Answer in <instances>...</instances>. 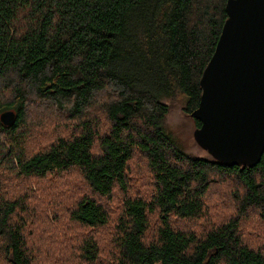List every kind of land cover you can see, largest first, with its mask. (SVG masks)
<instances>
[{"label": "trees", "instance_id": "trees-1", "mask_svg": "<svg viewBox=\"0 0 264 264\" xmlns=\"http://www.w3.org/2000/svg\"><path fill=\"white\" fill-rule=\"evenodd\" d=\"M226 2L0 0V112H15L0 123V264H264V152L221 164L166 125L175 103L189 118L198 107ZM51 107L48 123L73 132L28 150L30 108ZM70 180L83 190L71 206L57 190Z\"/></svg>", "mask_w": 264, "mask_h": 264}, {"label": "water", "instance_id": "water-1", "mask_svg": "<svg viewBox=\"0 0 264 264\" xmlns=\"http://www.w3.org/2000/svg\"><path fill=\"white\" fill-rule=\"evenodd\" d=\"M225 13L199 80L193 139L216 162L252 168L264 152V0H227ZM14 119L0 113L4 126Z\"/></svg>", "mask_w": 264, "mask_h": 264}, {"label": "rangeland", "instance_id": "rangeland-1", "mask_svg": "<svg viewBox=\"0 0 264 264\" xmlns=\"http://www.w3.org/2000/svg\"><path fill=\"white\" fill-rule=\"evenodd\" d=\"M55 113L56 110L53 107H51L50 111L45 110V113L42 111V109L30 108L29 120L27 122V131L29 133L28 137L31 139V143L29 145V148H27L28 150L36 151L37 149L36 140H40L42 141V143H45L49 139L55 138L59 134H61L62 136H68L73 132V129H70L71 127L69 125L67 126V128H62L58 124V123H63L64 118L55 119L53 120L52 123H48L46 118L49 116H53ZM98 116L99 115H97V117ZM166 125L167 128L171 131V133L176 137L178 145H180V147L185 151V153L195 155L197 157H206L205 152L201 150L194 142L193 132L195 126L193 120L184 113H182V110L177 105V103H175L171 107ZM68 128L70 129V131L68 130ZM61 130L63 131L61 132ZM54 133L55 135H53ZM128 177L132 184V192L143 195L148 189V177L142 161L138 160V158L131 164V171ZM80 184L81 183L79 181L74 183L73 181L70 180L68 184L65 186L64 190L61 187H57V190L60 192L59 197L65 199L67 204H70L71 202L70 204L71 206L72 203L83 193V190H81L80 188L81 186ZM78 185L79 187L75 190V186ZM37 186L38 188L40 187L39 184ZM225 188L226 187H224L222 191L226 192L229 189V188L227 189ZM219 189L221 188L219 187L218 190ZM16 193L19 195L20 193H22V191L19 189V191H17ZM105 204H107L106 201H103V205ZM117 207H118L117 201L111 202L109 208L111 210L112 217L115 216L114 212H116ZM61 217H62V221H64L66 219V213L62 214ZM181 226L185 228L186 231H190V230L193 231L194 229L192 224L186 223V224H181ZM60 231L61 230H57L54 232L57 240L59 241L64 240L66 243H72V240H70L71 238L70 231H66L65 232L67 233L66 235H63L62 233H60ZM113 232L114 230L110 229L102 233L101 245H102V253L104 258L110 252V250H112L111 238ZM56 259L57 262L60 260H64L65 264H70L66 254H64V258H59V256H57Z\"/></svg>", "mask_w": 264, "mask_h": 264}]
</instances>
